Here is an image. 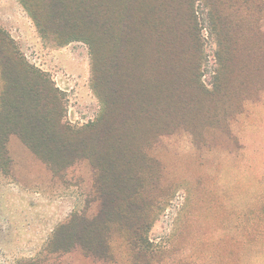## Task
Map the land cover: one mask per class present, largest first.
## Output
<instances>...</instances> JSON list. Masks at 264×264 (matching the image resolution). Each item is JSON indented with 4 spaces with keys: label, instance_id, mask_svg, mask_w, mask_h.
<instances>
[{
    "label": "rangeland",
    "instance_id": "1",
    "mask_svg": "<svg viewBox=\"0 0 264 264\" xmlns=\"http://www.w3.org/2000/svg\"><path fill=\"white\" fill-rule=\"evenodd\" d=\"M98 1L0 0V264H264V12L222 55L210 8L195 0L200 53L190 57L201 67L191 83L181 53L175 69L156 64L143 83L138 72L127 79V46L112 50L101 38L110 48H101L100 86L128 95L114 97L102 126L86 132L104 107L90 46L76 34L93 32ZM162 1L108 0V21L150 22ZM245 1L224 0L229 20L248 22L234 14ZM181 34L180 48L189 37ZM112 35L126 36L117 28ZM52 112H63L58 125L73 131L49 123ZM169 122L173 132L164 135ZM98 180L122 193L109 188L113 219L95 228L88 224L104 209ZM134 187L140 193L128 201ZM150 208L152 260L123 239L128 221Z\"/></svg>",
    "mask_w": 264,
    "mask_h": 264
},
{
    "label": "trees",
    "instance_id": "2",
    "mask_svg": "<svg viewBox=\"0 0 264 264\" xmlns=\"http://www.w3.org/2000/svg\"><path fill=\"white\" fill-rule=\"evenodd\" d=\"M108 0H99L96 4H94V8H91V13L95 10V13H97V24L96 27L93 25L94 30L90 35L83 34L86 33L85 30H82L76 34V39H81L82 41H85L90 46V51L92 54L93 59V89L96 94V96L99 98V100L102 102V105L104 107V112L100 119L94 123L87 125L83 128L86 132H91L94 130H97L100 126H102V123L105 119V116L107 115V110L109 109V106L111 104L112 99H118L124 101V98L128 95L126 93L120 92V87L116 92L112 91L111 94L107 93V90L101 88V81L98 78L97 74V67L99 66L100 62V55H101V48L105 45L106 48L112 45L117 47L119 49V46H127L126 51L129 54V60L130 65H127V68L125 71H127L126 78L128 79L131 75V80H133L136 77L137 72L140 73L138 75L140 77L141 82L143 83V79L146 74L149 75L150 78H152L153 75H155V70L153 67L157 64L160 67L168 68L170 64H172L173 68L175 69L178 65V58L181 54H187L189 56V64H185V70L189 69V81L190 83L192 81H198L200 78L199 71L201 67L200 58L198 59L196 56L190 57V52H195V55L200 53V50L198 48L199 40L196 37V32L198 30V22L197 17L195 15L194 11V3L195 0H189L187 2H183L184 0H178L179 3L177 5H173L169 0L161 4L157 3L153 7V19L150 22H144L143 20H137V21H128V24L126 23L125 27H121L122 22H109L108 19L113 16L110 14V10H112V7H109L107 5ZM137 0H132L131 3L128 5H135ZM154 1V0H152ZM206 3V6L210 8V14H209V22L211 31L216 36V40L218 43L219 51L222 52V55L226 52H232L235 50V40L234 36L238 34H242V28L245 26L247 29L252 28L253 26L258 24V20H256L254 17L257 15H260L262 12H264L263 5H257L256 2L258 0H255L253 3V6L249 4V1L246 0L242 7L235 8L234 7V14L237 15L239 12L241 14H245V16L248 18V22L244 23L246 19H243L241 21H233L229 20L227 15L223 12V9L226 7V3L224 0H202ZM181 2L184 3V5L181 4ZM105 3V6H103ZM126 3V2H125ZM127 4V3H126ZM127 5V6H128ZM120 13L121 10H120ZM86 14V13H84ZM87 15V14H86ZM119 17L123 16L122 14H118ZM125 15V14H124ZM93 16V13H92ZM126 17V16H125ZM117 28L118 32L124 33L125 37L123 41L119 42L117 38H112V31ZM180 29H182V36H189L186 41V44L183 45L181 48L179 47V39L181 37L179 36ZM145 32V36H144ZM106 37L105 40L107 43H109L110 46H107L105 41L101 40V38ZM74 38H69L67 42L73 41ZM8 46V41L5 39L4 48ZM148 46H151L155 51H149L147 49ZM120 55L116 54L115 59L122 60ZM12 61L14 63H17V65L22 66L21 62L18 61V59L14 58L13 55H10ZM118 60V62H119ZM167 60H169V63L167 64ZM224 63H221V65ZM223 66V65H222ZM187 68V69H186ZM24 69V66H23ZM25 70V69H24ZM149 71L152 74H149ZM34 75H38L37 72L33 73ZM39 78L38 76H36ZM172 82V81H171ZM119 84V81H117ZM167 85V84H163ZM142 87V84H141ZM169 88V85L165 87V91H167ZM217 93V90L213 93L215 95ZM212 95V94H209ZM38 96V95H35ZM33 96V98H35ZM136 97V96H135ZM134 97V99H135ZM139 101H136L137 105ZM143 108L139 109L137 111L141 112ZM62 113L63 112H52V114L55 115V117L50 116L48 122L51 123L52 121H55L54 123L57 124V127L59 126L58 123L62 124ZM148 111L141 112V115H148ZM153 117V116H152ZM51 123V124H54ZM173 124H170V122L167 125V132L164 131V135L172 133L173 131L168 130L171 128ZM60 127L61 129H69ZM68 131H73L72 129H69ZM89 159H91V155L87 156ZM96 170H98L99 176L101 177H107L108 171L106 169L98 168L96 167ZM98 184L97 188L99 189L101 199H102V205L104 209L101 212V216L99 218H95L92 220V223H89L88 226L95 228L101 227V225H106L110 221H112L113 213L107 211V192L109 191V188L111 190V193L115 192L116 194L119 193V195L122 192H119V190L113 191L115 189L116 185L114 184H106L104 189L103 186H101L99 180L96 181ZM100 185V186H99ZM140 193V187H134L131 189L129 194L131 196L127 195L128 201L138 197ZM111 198V196H110ZM110 205H112V201L109 202ZM152 210L151 208L146 212L142 213L141 217L138 218H131L128 221V225H126L125 228V235L124 238L127 242V245H130L133 252L136 254L150 258H154L156 254H158L156 249H153L151 243L148 239V233L152 226L153 222V216H152ZM120 219H123L122 214L118 215ZM62 227L60 228V233L64 232L66 230H71V227ZM94 230V228H93ZM68 237H71L69 235ZM73 247H67L64 248V253H67L71 251Z\"/></svg>",
    "mask_w": 264,
    "mask_h": 264
}]
</instances>
